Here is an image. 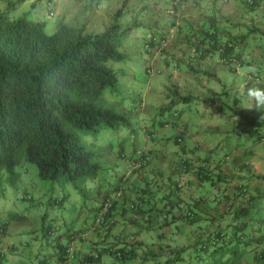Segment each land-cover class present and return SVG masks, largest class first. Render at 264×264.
<instances>
[{
    "label": "crops",
    "instance_id": "0c3cea01",
    "mask_svg": "<svg viewBox=\"0 0 264 264\" xmlns=\"http://www.w3.org/2000/svg\"><path fill=\"white\" fill-rule=\"evenodd\" d=\"M6 1L0 0V12H9L10 6L19 5ZM168 1L173 2L172 7H178V13L164 21H157L159 25L152 35L171 32L178 20L177 36L187 45L191 40V32L198 28V23L206 22L207 16L220 19L222 15H229V8L226 7L229 0ZM75 2L76 6H64L62 20L79 25L87 22H81L80 19H91L87 31L91 26L92 30L88 32L97 33L93 27L102 23L107 12L105 16L102 10L96 8V0ZM113 3L114 0H108V5ZM145 7L146 4H141L139 9L142 11ZM145 50L154 57L147 46ZM165 63L168 64V59ZM177 79L181 81L182 78ZM178 80L171 79V90L175 89L173 83ZM194 87L191 85L190 89L197 90ZM150 92L153 91L147 95ZM211 93L214 94L213 90ZM191 94L193 98L184 92L180 93L182 97H189V100H183L175 96L174 90L161 96L158 94L155 99L175 98L184 102H200L201 97L198 96L201 93L195 91ZM209 94L206 97L210 99ZM175 110L177 107L174 104L161 107L151 118L153 122L143 126L144 134L138 141L143 144L134 145L131 151L120 148L114 152V165L102 163L106 164L103 167L104 187L111 190L109 195L115 194L116 189L123 185V194L116 201L112 213L116 221L106 236L101 230L90 232L94 217L85 221L78 230H70L73 252L88 253L108 247L109 251L102 257V264H264L263 152L256 151L249 159L241 154L242 148H237L232 155L228 153L221 156L216 150L220 148L217 142L220 136L217 133L222 125L210 122L206 117L197 122L195 119L189 123L182 120L180 124L177 121L181 120L183 113L176 111L178 117L181 116L177 120L172 113ZM217 112L218 116L222 115L221 111ZM157 115H160V120ZM139 120H143L142 117ZM258 136L253 137L251 134L254 142L264 143V139L259 141ZM178 137L183 138L182 144L178 143ZM142 148L146 149L150 157L148 166L129 175L123 182L122 176L127 174L134 151ZM249 152L252 154L253 150ZM183 155L188 158V172L184 186L180 188L176 181L177 167ZM121 166L124 170L119 172L117 167ZM224 178L230 180L225 181ZM100 182L98 180L95 185L98 186ZM133 204L137 208H132ZM66 227L63 229L58 225L57 228L61 232ZM5 228L2 242L7 240L10 249L18 252L12 251L8 255L9 264H36L32 253H40L42 233L26 226L15 231V225L11 222ZM29 242H32V249L19 254ZM43 244L46 245L45 242ZM120 249L131 251L133 257L119 261L110 251ZM45 251L46 248L43 253Z\"/></svg>",
    "mask_w": 264,
    "mask_h": 264
},
{
    "label": "rangeland",
    "instance_id": "374dc122",
    "mask_svg": "<svg viewBox=\"0 0 264 264\" xmlns=\"http://www.w3.org/2000/svg\"><path fill=\"white\" fill-rule=\"evenodd\" d=\"M6 2L19 4L9 8L8 13L12 18L25 16L32 21L44 22V28L49 34L54 33L56 25L63 19L64 6L66 4L76 6L75 0ZM124 2L125 0H114L113 4L108 5V0H103L97 9L102 10L105 16L107 12V16L101 24L93 27L96 30L94 32L106 30L112 22L111 15ZM141 4L147 5L142 11L139 9ZM172 5L173 2L168 0L127 2L119 19L123 39V46L119 50L125 57L123 60L110 62L118 73L119 81L116 92L112 93L110 88L106 89L105 104L113 106L119 112H125L132 125L117 131L101 129L96 135L80 134L82 141L89 149L106 153L100 159V163L109 162L114 165L115 158L112 154L120 148L131 151L134 145L143 144L138 142L139 137L144 134L143 126L153 122L151 118L161 107L174 104L177 107V110L172 111L174 118L178 120L181 117H178L176 111L183 113L181 120L177 121L180 124L182 120L189 123L193 119L197 122L206 117L210 122L222 125L217 133L220 136L217 141L220 148L216 150L219 155L224 156L228 153L232 155L237 148H242L241 154L249 159L256 151L263 152L264 155V143L254 142L251 137V134L253 137L264 135V102L252 94L255 91L264 92V0H255L254 5H249L248 0H229L226 3L229 15L220 16V21L234 31L236 37L246 36L235 50L241 55L243 63L237 71L222 63L218 55L197 59L194 48L181 42L177 36L178 32L174 34L168 47L158 54H153L152 58L145 50V46L154 33L152 31L159 25L157 21L170 18L168 9ZM84 20H87V24L91 21L87 18L80 19L81 22ZM88 28V31L92 30L91 26ZM177 40L180 42L176 43ZM166 59L168 64L165 63ZM148 68H152V74L148 73ZM179 77L182 78L181 81L177 79ZM171 79L178 80L173 83L175 96L179 97L180 93L184 92L193 98L191 93L198 91L201 93L198 96L201 97L200 102L196 100L184 102L175 98L156 100L155 96L158 94L161 96L174 92L169 87ZM191 85L196 86L194 88L197 90L190 89ZM212 90L216 93L209 94ZM149 91L155 94L150 92L147 95ZM207 94L212 98L209 99V96L207 98ZM234 98L238 99L237 106L241 110L236 114L233 113ZM220 104L225 109L221 108ZM218 110L222 112L221 116L217 115ZM139 117L143 120H139ZM158 119H161L160 115ZM249 150H253V153L251 154ZM20 155L23 161L17 167V174L12 175L3 171L0 175V221H10L15 225V231H20L21 227L25 226L39 231L44 224L55 227L61 225L63 229L67 226L71 231L81 228L87 217L84 205L89 204L93 191L81 192L73 182L65 178L57 181L42 180L37 166L26 161L23 152ZM117 169L119 172L124 170L122 166ZM100 175L104 177V170ZM82 188H86V185ZM26 195L32 196V200L24 199ZM64 200L66 202L62 206ZM58 201L61 203L58 204ZM23 215L29 217V220H24ZM64 221L67 223L66 226ZM58 232L59 230L55 236ZM3 237L0 236V247L2 244L1 248L11 255L13 250L10 249L7 240L2 242Z\"/></svg>",
    "mask_w": 264,
    "mask_h": 264
},
{
    "label": "trees",
    "instance_id": "16d2710c",
    "mask_svg": "<svg viewBox=\"0 0 264 264\" xmlns=\"http://www.w3.org/2000/svg\"><path fill=\"white\" fill-rule=\"evenodd\" d=\"M128 1L111 15L110 26L100 33L88 32L87 22L71 25L60 20L54 33L49 34L44 22L25 16L12 18L7 10L0 12V175L3 171L17 174L23 152L26 161L37 166L42 180L65 178L81 192L93 191L89 204L84 205L85 221L95 218L111 190L104 187L105 177L100 175L104 170L100 159L105 154L89 149L80 134L96 135L101 129L117 131L132 125L125 112L105 104L106 89L116 92L119 81L110 62L125 57L119 50L123 46L119 19ZM207 17L191 32L188 42L196 48L198 58L209 57V53L223 58L234 54L242 63L235 50L246 36L238 38L218 17ZM237 101L234 98L235 114L241 111ZM262 139L264 135L258 136L259 141ZM98 180L101 182L96 186ZM24 199L32 200V196ZM114 205L109 212L112 217ZM132 208L137 207L133 204ZM9 222L0 221V236L5 235ZM53 226L44 224L39 230L43 236L40 253H32L36 264H102L108 247L95 251L97 256L93 251L74 253L70 229L53 237V229L60 231ZM30 243L19 254L32 249ZM13 252L18 254L17 250ZM110 252L121 262L133 257L125 249ZM8 255L0 247V264H9Z\"/></svg>",
    "mask_w": 264,
    "mask_h": 264
},
{
    "label": "built area",
    "instance_id": "2783aa9c",
    "mask_svg": "<svg viewBox=\"0 0 264 264\" xmlns=\"http://www.w3.org/2000/svg\"><path fill=\"white\" fill-rule=\"evenodd\" d=\"M226 2L228 0H225ZM100 3L98 0H96V8H100ZM254 0H248L249 5H254ZM168 12L170 15H176L178 13V7H172L168 9ZM53 15L54 13L51 12ZM179 22L177 20L175 28L164 35H152L148 42H147V48L148 50L153 54H158L159 52H162L165 50L168 45L170 44L172 38L174 37V34L179 31L178 29ZM223 50V49H221ZM194 51L198 54L196 48H194ZM200 53V52H199ZM210 56L213 55V53H209ZM220 57V56H219ZM220 61L224 64L229 65L233 70L237 71L240 69L242 63L239 59H237L236 55H231L229 57L223 58L220 57ZM148 73L152 74L153 70L152 68H148ZM179 142H183L182 138H179ZM150 162V157L146 151V149H136L134 151V154L132 155V158L129 161L128 164V171L126 175L122 176L123 182H125L129 175L140 171L148 166ZM188 172V158L186 155L181 156V159L179 160V165L177 167V185L181 188L184 186V179L186 177V173ZM122 182V184H124ZM123 193V185H120L118 190L115 194L111 196H107L103 199V202L101 203V209L100 211L95 215L94 222L92 224L90 232H96V231H103L104 233H107L109 228L115 223V218L109 215L110 210L112 209L114 202L122 196ZM1 231V230H0ZM56 230L53 229L51 232L52 236H55ZM72 250V249H71ZM97 256L96 252L94 254ZM118 257H121V254H118Z\"/></svg>",
    "mask_w": 264,
    "mask_h": 264
},
{
    "label": "clouds",
    "instance_id": "9594fccd",
    "mask_svg": "<svg viewBox=\"0 0 264 264\" xmlns=\"http://www.w3.org/2000/svg\"><path fill=\"white\" fill-rule=\"evenodd\" d=\"M253 95H255L257 97L258 100H260L261 102H264V92L261 91H255L254 93H252Z\"/></svg>",
    "mask_w": 264,
    "mask_h": 264
}]
</instances>
